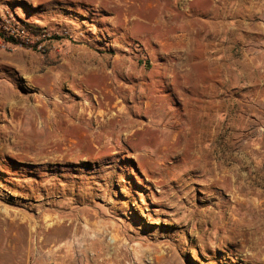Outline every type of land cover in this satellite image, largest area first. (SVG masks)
<instances>
[{
  "label": "crops",
  "instance_id": "obj_1",
  "mask_svg": "<svg viewBox=\"0 0 264 264\" xmlns=\"http://www.w3.org/2000/svg\"><path fill=\"white\" fill-rule=\"evenodd\" d=\"M222 4L213 0L210 18L166 21L160 36L137 32L141 39L156 43L149 53L160 59L151 72L149 97L141 98L138 108L153 114L155 132L167 128L170 134L160 143L153 135L157 152L175 153L181 161L188 156L185 171L198 174L196 182L209 195L211 205L188 206L185 212L187 222L197 225L192 231L196 247L242 256L248 264H264V168L260 165L264 136L255 123L264 119V0H237L227 3L224 12ZM186 9L191 13L189 4ZM259 15L261 20H251ZM141 23L151 22L141 17ZM88 52L93 54L80 51L68 58L81 60ZM42 69L41 75L56 71L27 51L0 49V160L22 193L27 192L28 180L17 172L46 151L45 144L35 140L75 139L87 137L90 131L86 110L79 109L84 107L81 102L63 97L62 102H37L39 111L30 113L32 103L24 98L21 87L24 78L29 81ZM84 70L66 66L64 71L74 77L73 85L84 84L86 91L101 86L90 79L95 69ZM59 77L54 73V80ZM118 114L114 120L124 122L126 111L121 108ZM157 118L167 122L158 124ZM138 124L134 120L119 125L127 129L125 140L136 129L137 134L145 132ZM88 215L82 217L86 238L65 249L57 261L60 264H192L188 253L193 247L184 237L177 242L172 237L159 240L142 234L145 231L141 226L137 230L135 222L131 226L99 210Z\"/></svg>",
  "mask_w": 264,
  "mask_h": 264
},
{
  "label": "rangeland",
  "instance_id": "obj_2",
  "mask_svg": "<svg viewBox=\"0 0 264 264\" xmlns=\"http://www.w3.org/2000/svg\"><path fill=\"white\" fill-rule=\"evenodd\" d=\"M221 1L224 12L227 3L237 0ZM128 2L0 0V10L6 15L28 27H39L31 30L50 34L53 39L43 53L27 47L0 48L6 52L27 51L38 56L46 68H56L47 75H41L45 71L42 69L29 81L24 78L21 90L27 102L32 103L30 113L39 111L37 102H62L63 97L68 102H81L84 107L79 109L86 110L83 114L90 122L87 137L35 140L36 144L44 143L46 151L40 159H29L28 166L17 172L28 180L25 193L15 187L0 160V264H60L57 261L61 253L86 238L82 217L97 210L131 226L135 222L137 230L141 226L145 231L142 234L155 239L172 237L177 242L184 237L193 247L188 253L192 264H248L242 256L196 247L192 231L197 225L187 222L185 212L188 206L211 205L206 197L209 195L196 182L198 174L185 171L184 159L188 156L182 162L175 153L157 152L153 135L160 143L170 134L167 128L155 132L151 128L153 114L138 108V102L149 97L151 72L160 59L149 53L156 43L141 39L137 32L141 36L145 31L160 36L168 20L172 24L187 16L210 18L213 0H137V15L127 11L131 5ZM188 4L191 13L186 9ZM141 17L150 25L142 24ZM261 19V15L251 18L255 22ZM90 50L93 54L88 52L81 60L76 56L68 58ZM66 66L95 69L90 79L101 86L87 87L86 91L84 84L73 85L74 77L65 75ZM54 73L60 74L59 79L54 80ZM121 108L127 115L124 122L114 120ZM163 119L157 118L158 124L167 122ZM134 120L139 121L137 128L144 127L145 132L125 140L127 129H119V125ZM255 123L264 136V119L260 117ZM52 149L56 152H48ZM194 150L197 152V145ZM260 165L263 169L264 156ZM32 183L35 191L30 188Z\"/></svg>",
  "mask_w": 264,
  "mask_h": 264
},
{
  "label": "built area",
  "instance_id": "obj_3",
  "mask_svg": "<svg viewBox=\"0 0 264 264\" xmlns=\"http://www.w3.org/2000/svg\"><path fill=\"white\" fill-rule=\"evenodd\" d=\"M31 29L30 26L0 10V48L3 50L25 47L34 48L41 53L48 50V43L53 40L51 35L34 32Z\"/></svg>",
  "mask_w": 264,
  "mask_h": 264
},
{
  "label": "bare ground",
  "instance_id": "obj_4",
  "mask_svg": "<svg viewBox=\"0 0 264 264\" xmlns=\"http://www.w3.org/2000/svg\"><path fill=\"white\" fill-rule=\"evenodd\" d=\"M121 1H125L128 2V0H121ZM129 3V2H128ZM131 5L126 7L127 11H131L133 14L137 15V0H130ZM137 18V17H136ZM126 19V18H125ZM133 20V19H132ZM126 21V20H125ZM135 21H137V19H135ZM135 23V22H134ZM104 98V96H103ZM119 105V104H118ZM121 110V109H120ZM119 115V114H118ZM126 118V117H125ZM127 119V118H126ZM124 120V119H123ZM135 124H132L130 127H134ZM127 126V125H126ZM104 128V127H103ZM143 128V127H142ZM131 131V130H130ZM141 131V130H140ZM139 132V131H138ZM137 129L132 133V136L136 135L137 133ZM129 136V135H128ZM115 142V141H114ZM118 145V144H117Z\"/></svg>",
  "mask_w": 264,
  "mask_h": 264
},
{
  "label": "trees",
  "instance_id": "obj_5",
  "mask_svg": "<svg viewBox=\"0 0 264 264\" xmlns=\"http://www.w3.org/2000/svg\"><path fill=\"white\" fill-rule=\"evenodd\" d=\"M29 26L36 29V30L40 29L39 27H34L33 25H29Z\"/></svg>",
  "mask_w": 264,
  "mask_h": 264
}]
</instances>
